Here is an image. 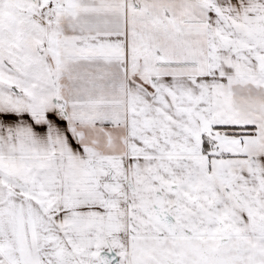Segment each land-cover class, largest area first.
Instances as JSON below:
<instances>
[{
  "label": "snow or ice",
  "instance_id": "1",
  "mask_svg": "<svg viewBox=\"0 0 264 264\" xmlns=\"http://www.w3.org/2000/svg\"><path fill=\"white\" fill-rule=\"evenodd\" d=\"M0 264H264V0H0Z\"/></svg>",
  "mask_w": 264,
  "mask_h": 264
}]
</instances>
